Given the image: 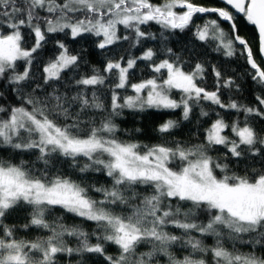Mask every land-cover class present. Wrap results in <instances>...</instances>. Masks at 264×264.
I'll return each mask as SVG.
<instances>
[{
    "label": "snow or ice",
    "instance_id": "6c2138e0",
    "mask_svg": "<svg viewBox=\"0 0 264 264\" xmlns=\"http://www.w3.org/2000/svg\"><path fill=\"white\" fill-rule=\"evenodd\" d=\"M221 4L0 0V264H264V0Z\"/></svg>",
    "mask_w": 264,
    "mask_h": 264
},
{
    "label": "trees",
    "instance_id": "16d2710c",
    "mask_svg": "<svg viewBox=\"0 0 264 264\" xmlns=\"http://www.w3.org/2000/svg\"><path fill=\"white\" fill-rule=\"evenodd\" d=\"M207 2H208L210 5H213V6H223V5L221 4V0H207ZM223 26H224L225 28L228 27L227 24H224ZM241 34H242V35H246V36H248V37H252V36L255 35V33H254V31H253V29H252L251 26H246L245 29L242 30ZM241 63H243L242 60H241ZM129 120H131V118H129ZM153 122H159V120H158V116L155 115V114H147V115L145 116L144 121H143V123H144L146 126H148V127H151V125L153 124ZM126 126L130 127L131 124H128V125H126Z\"/></svg>",
    "mask_w": 264,
    "mask_h": 264
}]
</instances>
